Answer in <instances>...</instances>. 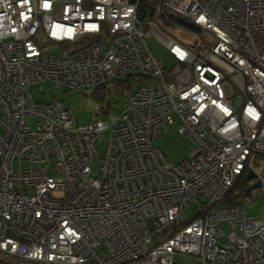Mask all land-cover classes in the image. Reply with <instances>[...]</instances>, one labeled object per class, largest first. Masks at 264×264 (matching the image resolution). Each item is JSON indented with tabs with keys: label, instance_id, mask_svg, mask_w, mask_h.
Listing matches in <instances>:
<instances>
[{
	"label": "built area",
	"instance_id": "obj_1",
	"mask_svg": "<svg viewBox=\"0 0 264 264\" xmlns=\"http://www.w3.org/2000/svg\"><path fill=\"white\" fill-rule=\"evenodd\" d=\"M141 1L0 0L3 261L176 264L183 254L264 264V222L222 205L264 156V0H153L148 13ZM169 15L196 26L201 44L166 36L156 19ZM150 28L172 70L148 47ZM86 37L98 41L72 56L44 53ZM127 75L140 80L107 123L75 126L62 103L38 104L29 90H94ZM174 123L195 145L177 165L156 146ZM192 204V219L174 230Z\"/></svg>",
	"mask_w": 264,
	"mask_h": 264
},
{
	"label": "rangeland",
	"instance_id": "obj_2",
	"mask_svg": "<svg viewBox=\"0 0 264 264\" xmlns=\"http://www.w3.org/2000/svg\"><path fill=\"white\" fill-rule=\"evenodd\" d=\"M157 23L160 24L166 36H170L177 40L184 46H191L196 41L201 44V39L195 34L179 28L174 24H166L163 16L157 17ZM205 40H210L208 33H203ZM147 45L152 53L159 59L160 64L167 70H172L175 67V62L169 55L164 44L155 36L152 35V28L148 29L145 34ZM45 54L57 55L61 54L60 49L54 46L48 47L45 45ZM126 78V77H125ZM136 83H132L131 87L125 92L117 91L113 86L108 88L98 95H93V90L75 89L69 90L60 88L56 90L50 82H45L41 85L32 86L29 90L33 99L38 104H49L52 102H60L72 112V119L75 126H82L91 123L95 120H100L104 123L110 122L121 115L124 106L127 104L131 89L135 87ZM227 93V90H225ZM35 119L33 117L27 119L28 125H34ZM109 141V134L105 133L101 137V141L96 142V149L101 159L106 151V146ZM156 146L162 152L172 165H177L184 160H190L195 154V145L186 136L177 133V124L168 126V132L163 137L157 139ZM259 166L250 163L253 171L257 174L261 181V187L250 191V198H237V204L247 216L255 217L258 221L264 222V159L255 158ZM98 163L93 165L94 171H97ZM248 185L250 183H247ZM235 187V186H234ZM234 189V188H233ZM247 189V188H246ZM231 193V192H230ZM194 204L188 206L182 213L183 219H189L195 212ZM224 231L228 232L226 225ZM176 264H196L197 260L192 256L183 254H175L173 256ZM143 264V261L134 263Z\"/></svg>",
	"mask_w": 264,
	"mask_h": 264
},
{
	"label": "trees",
	"instance_id": "obj_3",
	"mask_svg": "<svg viewBox=\"0 0 264 264\" xmlns=\"http://www.w3.org/2000/svg\"><path fill=\"white\" fill-rule=\"evenodd\" d=\"M151 1H153V0H142L141 1V5L144 8V12L148 13V10H146L148 7H150L152 10L154 9V7H153L154 5L151 4ZM163 18H165V17H163ZM152 19H153V17H152ZM165 20H166V18H165ZM166 24L171 25L172 23H170L168 20H166ZM97 41H98L97 38H87L86 37V38H83L81 40H77L74 43H69V44H66V45H62L61 48L63 49V53L61 52V54L60 55L57 54V56H61L62 54H66V56H72L73 54H75L77 52V49L80 48L81 46L88 45V44H91V43L97 42ZM64 50H67V51H64ZM125 77L122 80H120V81L112 82L109 86H113V87H115L117 89V91H120V92L123 93L126 90H128L129 87H131L132 83H136V82H138L140 80V78L137 77V76L127 75ZM107 88H108V85L107 86H103V87L98 88V89H94L93 90L94 91L93 95H96V94L98 95V93L104 92ZM49 104H51V103H49ZM256 157H258L260 159L261 158L264 159V156L263 155H256L253 158V161H252L253 165L259 166L257 164V161L259 159L256 160L255 159ZM252 168L253 167L252 166L250 167V165H248L246 167V170L244 171L242 177L240 178L238 183L235 185L234 189H232L231 193L228 195V197L225 199V201H224V203L222 205L238 206L237 198L241 197L242 195H244V193L246 191V188L248 187V184H247V182L245 180L246 179V175H247V173H248V171L250 169L253 170ZM191 219L192 218L190 217L189 219H186V221L178 222L176 227L174 228V230H177V228H180V227L184 226V224L189 222Z\"/></svg>",
	"mask_w": 264,
	"mask_h": 264
},
{
	"label": "water",
	"instance_id": "obj_4",
	"mask_svg": "<svg viewBox=\"0 0 264 264\" xmlns=\"http://www.w3.org/2000/svg\"><path fill=\"white\" fill-rule=\"evenodd\" d=\"M131 2H134V0H131ZM167 18L170 21H174V23L177 24L179 27H181L185 30H188L194 34H199V29L196 26L185 22L183 19L176 18L175 20H173L174 17L172 15L167 16ZM142 19H143V17H140V20H142ZM245 180L247 183L253 182V184L248 185V187L244 193V197L250 198V191L260 188L262 184H261V181L259 180L257 174L251 169L248 171Z\"/></svg>",
	"mask_w": 264,
	"mask_h": 264
},
{
	"label": "crops",
	"instance_id": "obj_5",
	"mask_svg": "<svg viewBox=\"0 0 264 264\" xmlns=\"http://www.w3.org/2000/svg\"><path fill=\"white\" fill-rule=\"evenodd\" d=\"M0 264H9V263H7V262L3 261L2 259H0Z\"/></svg>",
	"mask_w": 264,
	"mask_h": 264
},
{
	"label": "flooded vegetation",
	"instance_id": "obj_6",
	"mask_svg": "<svg viewBox=\"0 0 264 264\" xmlns=\"http://www.w3.org/2000/svg\"><path fill=\"white\" fill-rule=\"evenodd\" d=\"M171 23H172V24H175V23H174V21H173V22H171ZM250 184H253V182H250Z\"/></svg>",
	"mask_w": 264,
	"mask_h": 264
}]
</instances>
